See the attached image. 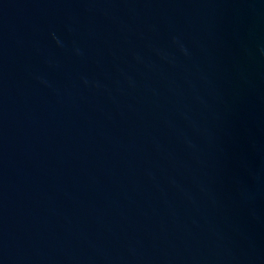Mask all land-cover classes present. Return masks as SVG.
<instances>
[{"label":"water","instance_id":"water-1","mask_svg":"<svg viewBox=\"0 0 264 264\" xmlns=\"http://www.w3.org/2000/svg\"><path fill=\"white\" fill-rule=\"evenodd\" d=\"M0 264H264V0H0Z\"/></svg>","mask_w":264,"mask_h":264}]
</instances>
